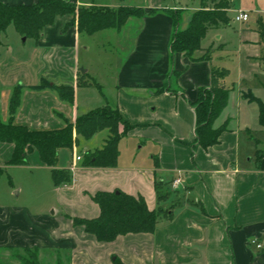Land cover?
Wrapping results in <instances>:
<instances>
[{
    "label": "crops",
    "instance_id": "0c3cea01",
    "mask_svg": "<svg viewBox=\"0 0 264 264\" xmlns=\"http://www.w3.org/2000/svg\"><path fill=\"white\" fill-rule=\"evenodd\" d=\"M0 1L34 5L38 0ZM64 1L78 8L132 6L143 9L145 16L129 20L122 30L95 34L112 31L109 41L118 47L127 42L129 52L123 57L119 52L106 54L96 69L89 66L86 70L81 64V44H77L81 34H63L70 19H57L37 41L43 48L44 64L37 68L35 78L14 82L23 87L15 124L32 131L60 130L65 122L58 114L75 123L79 105L86 107L81 98L70 106L52 90L31 88L47 80L73 87L78 94V73L85 70L82 74L111 95L106 100L117 104L135 129L120 141L113 169L85 168L83 160L74 163L77 156L84 159L87 152L102 149L108 131L83 143L82 150L60 151L57 168L69 170L72 183L61 187L45 183L54 196L48 214L40 212L37 204L31 207L10 198L1 202L0 249L71 252V264H115L117 260L123 264H264V141L255 136L259 107L245 98L264 104L256 96L258 89L264 90V0H230V26L208 32L193 57L196 61L185 54H171L175 24L169 12L181 15L178 29L185 30L194 13L203 9L202 0H107L101 5L96 0ZM239 12H246L249 21L236 28ZM122 33L128 36L121 39ZM213 69L228 72L222 81L229 91L228 104L215 124V128L226 125L227 131L217 145L203 149L196 144L194 104L201 90L210 89ZM82 97L84 102L104 101L99 93ZM10 98L11 90L1 98L8 116ZM141 137L153 143L150 153L144 158L134 150L126 153L123 142ZM2 151L5 160L0 167H6L13 147L0 144ZM63 152L71 153L70 163L63 159ZM30 163L51 178V170L37 152L29 155L27 166L15 168ZM41 186L32 183V189ZM21 192L15 195L20 197ZM115 192L142 197L150 211L170 210L163 213L153 234L120 236L112 243H100L73 225L70 218H99L101 211L93 197Z\"/></svg>",
    "mask_w": 264,
    "mask_h": 264
},
{
    "label": "trees",
    "instance_id": "16d2710c",
    "mask_svg": "<svg viewBox=\"0 0 264 264\" xmlns=\"http://www.w3.org/2000/svg\"><path fill=\"white\" fill-rule=\"evenodd\" d=\"M209 1L214 5L213 8L206 6ZM202 3L203 9L194 13L185 30L178 29L179 16L169 12L175 24L171 42L173 56L185 54L196 61L193 57L201 50L208 32L230 26V12L233 6L230 0H202ZM155 13L157 11L151 14ZM144 16L143 9L132 6L78 8L76 4L64 0H38L34 5H8L0 1V47L1 37L11 25H14L23 37L39 41L45 30L53 26L59 18L70 19L62 29L63 34L75 31L93 36L105 30H122L129 20L141 19ZM227 76V71L213 69L210 89L201 90L198 101L194 104L197 116L196 144L203 149L217 145L221 135L227 131L226 125L215 128L217 120L228 104L229 91L222 86V81ZM86 78L89 76L86 75ZM90 81L95 84V80ZM96 89L104 100V105L79 115L75 123L66 121L63 115L58 114L65 122L64 128L60 130L32 131L15 124L14 119L21 108L23 97V87L20 85L15 87L9 102L8 120L4 121L0 115V144L13 147L12 158L6 167L27 166L29 155L37 152L41 162L51 170L55 187L67 186L72 183V174L69 170L57 168L60 151H73L92 140L97 134L108 131L109 136L102 149L87 152L84 159L82 156L79 157L82 158L85 168H115L119 158V143L135 127L123 118L117 104L106 100V94L100 85H96ZM31 90L38 92L52 90L67 105L74 104L73 87L55 86L42 81ZM245 98L250 103L258 105L260 126L264 129V104L254 97ZM2 173L0 170V175ZM93 201L100 208L99 218L70 219L75 227L83 228L85 233L95 237L100 243H112L120 236L153 234L163 215L159 210L150 211L142 197H133L122 192L98 193L93 197ZM14 251L19 252L16 259L20 264H42L39 249ZM115 264L123 263L117 260Z\"/></svg>",
    "mask_w": 264,
    "mask_h": 264
},
{
    "label": "rangeland",
    "instance_id": "374dc122",
    "mask_svg": "<svg viewBox=\"0 0 264 264\" xmlns=\"http://www.w3.org/2000/svg\"><path fill=\"white\" fill-rule=\"evenodd\" d=\"M108 1L110 3L120 2V0ZM108 1L96 0V4L101 5L103 2ZM124 1L128 2L129 0ZM134 3L136 2L134 1ZM206 6L213 8L214 5L209 1L206 3ZM178 16L180 17L181 15ZM237 26L239 27L240 25L236 23L235 27L237 28ZM112 31L114 32V30ZM112 31L107 32L106 34H98L96 36H88L86 34H81L77 44H81V64L83 65V68L85 70L89 66L96 69L95 65L104 62L106 54L119 52L123 57L129 52L127 42L124 44L121 43L118 47L115 42L109 41V37L113 34ZM127 36L128 35H124L122 33L121 39ZM1 43L2 46L0 47V115L4 121H7L9 117L8 113H4L3 107L1 105L2 94L4 92H9V90H11L12 93L14 87H17L14 86L16 85L14 84V82H16L17 80V82H30L32 78H35L34 73L37 71V68L44 64L41 58L43 48L38 45L37 40L33 38L27 39L20 35L14 25H11L7 29V31L2 35ZM86 75H83L80 72L78 73V94H76V91L74 89V103L76 99H79L80 101L81 98L82 102L85 103L86 106L85 108H83L82 105H79L80 107L78 111V116L88 111L94 110L98 106L104 105V101L101 100L99 103L84 102L86 98L82 97V95H89L91 93L97 95L98 91L96 89V85H99L96 81L95 84H93V82L90 81L93 78H86ZM10 82L14 87L12 85L6 84ZM44 82L51 83L47 80ZM51 85L55 84L51 83ZM256 94V96L261 98L264 102V90L258 89V91H256ZM106 95L111 96L110 94ZM88 104H90L91 106ZM254 107L256 108V105H254ZM84 109L86 110L84 111ZM259 129L264 131L262 128H260V126L255 127V136L263 142L264 132H257ZM123 143L124 144H122V146L126 149V153H132V151L134 150L135 153H139L141 158L147 156L154 147L153 143H150V141L145 139L144 137L129 139ZM140 147L141 149H139ZM79 150L82 149L79 148ZM62 157L68 163H70V160L72 159V155L70 152H63ZM4 160L5 152L2 151V153H0V163H2ZM80 164H82V162ZM0 170L3 171V173L0 175V204L1 202H7L8 198H10L12 200L11 202H23L31 207H34V204H37L35 207L39 208L40 212L48 214L49 206L54 200V196H51V193H49L50 191L48 190L49 186H51L53 182L52 177H49L48 172H46L45 174L44 170L39 171L32 165V163H30V166L26 168L0 167ZM32 183H41L42 186L40 188L32 189ZM45 183H48V188L47 185L45 186ZM18 191H22L20 197H17L15 195ZM158 210L163 213H167L170 208H159ZM14 250L17 249H0V264H20L16 259V254H18L19 252H16ZM20 253H22V251ZM23 255L26 256L24 253ZM58 257L60 259H58ZM71 258V252L66 251H47V253H39V259L42 264H58L59 262H61L60 264H71Z\"/></svg>",
    "mask_w": 264,
    "mask_h": 264
},
{
    "label": "built area",
    "instance_id": "2783aa9c",
    "mask_svg": "<svg viewBox=\"0 0 264 264\" xmlns=\"http://www.w3.org/2000/svg\"><path fill=\"white\" fill-rule=\"evenodd\" d=\"M234 21L237 22V23H240V24H246V23H248V21H249V15H248L246 12H239V13L236 15ZM81 160H82L81 157H76L74 163H78V162H80ZM174 185H175V186L179 185V181L175 182ZM251 243H252L253 245H257L258 248H261V246L258 245L257 241H253V242H251Z\"/></svg>",
    "mask_w": 264,
    "mask_h": 264
},
{
    "label": "water",
    "instance_id": "95a60500",
    "mask_svg": "<svg viewBox=\"0 0 264 264\" xmlns=\"http://www.w3.org/2000/svg\"><path fill=\"white\" fill-rule=\"evenodd\" d=\"M24 41H25V40H24ZM82 73H84V74H85V73H86V71H85V70H82Z\"/></svg>",
    "mask_w": 264,
    "mask_h": 264
}]
</instances>
